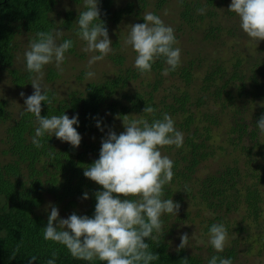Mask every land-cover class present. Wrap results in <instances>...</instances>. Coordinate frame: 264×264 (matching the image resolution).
Returning a JSON list of instances; mask_svg holds the SVG:
<instances>
[{
  "label": "trees",
  "instance_id": "trees-1",
  "mask_svg": "<svg viewBox=\"0 0 264 264\" xmlns=\"http://www.w3.org/2000/svg\"><path fill=\"white\" fill-rule=\"evenodd\" d=\"M220 1L226 2L182 0V24L196 28L208 21L203 39L222 45L227 30L220 25L216 11ZM97 2L99 19L108 34L125 18H141L148 8L147 0H131L125 7L117 6L116 0ZM168 2L157 0L155 12ZM73 3L82 7L65 9L58 17L60 0H0V71L7 72L16 87L27 86L35 75L26 68L16 67L21 36L31 41L39 31L63 29L70 35L63 36L62 41H73V47L66 54L76 55L75 39L79 38L76 21L79 12L86 9L84 0H73ZM200 8L205 9L203 14L198 12ZM174 35L178 41L175 32ZM115 46L119 48L118 43ZM109 58L118 68L115 76L88 83L84 90L71 91L66 97L47 89L49 97L54 96L52 104H41L42 117L62 113L69 118L78 115V125H74L82 137L78 147L62 142L54 134H45L41 138L43 147H35L32 143L38 126L35 116L25 110L14 116L9 102L0 98V124L5 126V136L0 140L3 144L0 150V264H29L31 256L37 257L31 264H47L53 251L58 253L55 264H106L98 259H74L65 246L44 240L43 228L50 213H45L43 206L50 197L69 216L73 213L94 216L95 193L103 188L86 178L84 170L99 159L101 143L95 138L101 134L100 128L114 119L123 121L126 115L130 120L146 117L149 122L162 118L163 113L172 117L176 130L183 134V145L161 148L174 162V176L164 186L163 198L178 202L180 209L190 200L200 212H210L212 217L205 227L207 234L214 223H223L227 230L231 229L226 218L242 209H245L244 219L259 222L263 217L264 134L256 122L264 115V50L255 56L235 52L228 62L214 59L204 72L199 88L193 91L195 94L190 87L203 69V59H180L177 69L167 75L162 73L168 65L158 59L150 72L141 75L134 66H126L123 55L113 54ZM59 77L50 67L48 81L54 82ZM168 83L172 85L167 86ZM146 105L156 109L154 117L143 113ZM251 107L253 112L248 115ZM229 110L233 114L229 117L226 145L239 153L233 163L199 177L201 166L218 155L212 144L214 130L221 125V114ZM85 193L88 199L83 198ZM172 215H162L163 235L158 242L145 238L150 250L160 257L151 264H184V259L188 260L187 264H208L213 255L231 258L237 264L238 250L232 246L225 247L221 253L212 247L206 254L191 253L187 248L178 252L171 237L176 225H169ZM183 218L189 220L190 214Z\"/></svg>",
  "mask_w": 264,
  "mask_h": 264
},
{
  "label": "clouds",
  "instance_id": "clouds-1",
  "mask_svg": "<svg viewBox=\"0 0 264 264\" xmlns=\"http://www.w3.org/2000/svg\"><path fill=\"white\" fill-rule=\"evenodd\" d=\"M84 7L86 10L79 12L76 21L77 35L86 44L84 52L99 53L89 59L88 67L91 68L112 51V42L107 28L99 19L97 0H84ZM204 11V8L198 9L201 14ZM228 11L239 17L240 28L247 37L256 42L264 40V0H231ZM143 20L144 23L130 25L124 41L136 53L134 67L143 75L151 71L156 60L163 59L168 67L162 74L175 71L180 64L181 49L174 47L178 43L174 29L152 12H145ZM61 35L62 31L59 30L39 31L24 53L26 70L35 74L31 78L34 91L24 100V110L36 118L38 126L32 143L37 148L43 147L41 138L45 134H54L74 148L80 145L82 139L74 127L78 125V115L72 118L64 113L41 116L42 102L49 106L54 98L49 97L48 90L41 83L43 68L55 61L56 68L62 73L65 53L73 47L72 40L58 43ZM85 75L92 78L95 73L87 71ZM20 95L24 97L23 92ZM143 113L154 117L156 109L146 105ZM127 117L123 118L125 130L119 135L109 130L101 141L99 159L85 167L84 176L103 188V191L95 193L94 216L90 218L73 213L66 219H60L58 208L49 205L51 211L47 226L43 228V239L65 246L74 259H98L106 264H151L160 257L150 250L145 238L158 242L163 235L162 215L177 216L179 212L178 202L163 198L164 186L174 176V162L167 155H162L161 148L173 145L182 147L183 134L176 130L174 120L168 113L151 122L146 117L131 120ZM256 124L264 134V115ZM97 127L100 128L99 123ZM100 130L103 131V128ZM83 198L88 199L87 193ZM208 237V243L215 252L224 251L228 243V230L223 223L212 224ZM180 240L178 252L188 247V234L181 235ZM15 255V252L12 253L13 258ZM57 256L58 253L53 251L47 264H55ZM36 259V256H31V261ZM182 261L184 264L188 262L187 259ZM208 264H233V261L213 255Z\"/></svg>",
  "mask_w": 264,
  "mask_h": 264
},
{
  "label": "rangeland",
  "instance_id": "rangeland-1",
  "mask_svg": "<svg viewBox=\"0 0 264 264\" xmlns=\"http://www.w3.org/2000/svg\"><path fill=\"white\" fill-rule=\"evenodd\" d=\"M130 1L131 0H116V4L119 7H125ZM147 1L148 8L142 12L141 18H135L133 16L125 18L118 26L112 28L111 33L109 34V39L112 42V51L103 60L97 61L93 64L91 68L88 67L89 59L92 55H98L99 53L84 52L83 48L86 46L85 42L80 38H76L77 53L76 55L65 53V59L61 64V68L63 69L62 73L56 68L55 61L44 66L41 83L45 89H53L57 91L59 96L66 97L71 91L84 90L88 83L104 81L115 76L118 72V68L109 58L113 54L123 55L126 58L127 67L134 66L136 53L132 50L131 46H126L124 41L128 36L130 25L145 22L143 20L145 12L158 14L165 25L171 26L174 29V32L178 36L177 47L181 49L180 59L182 61H189L192 59L205 60V63H203V69H201L199 74L196 75V79L190 87L191 92L194 90L197 91L204 72L214 59L228 62L235 52L237 54L240 53L255 56L261 49L264 50V40L256 42L247 37L240 28L239 17L235 13L228 11L231 0H226L225 4L220 1L219 7L216 9L220 17V25L227 30L222 45L215 42L209 43L203 39V32L208 27V21L206 24L203 23L196 28H191L182 24L180 20L182 0H169L159 12H155L157 0ZM60 3L61 4L58 6L56 12V16L58 17L59 13L62 14L65 9L67 10L71 7L77 9L82 7L73 3V0H60ZM58 30L62 31V35L58 40L59 43L62 42L63 36H69L70 34L63 29L59 28ZM228 31H231L232 33L228 34ZM18 42L19 51L16 57V67L19 69H25L26 61L24 53L28 50L30 41L27 37L21 36L18 39ZM115 43L119 44V48H116ZM50 67L54 68L56 73L60 76L54 82L48 81ZM87 71H92L95 75L92 78H86L85 74ZM171 85V83L167 84V86ZM137 86L140 87V84ZM33 91L34 89L31 83L25 87L18 88L12 83L7 72L0 71V98L9 102V109L14 116H18L20 112L24 111V100L27 96L31 95ZM21 92L24 93V97L20 95ZM231 112L232 111L229 110L228 113L221 114V125L214 130V139L212 140L213 147L217 150L218 155L201 166L198 173L199 177L214 173L223 165L233 163L235 157L239 153L233 147L226 145L229 134V117L231 118L230 115L233 114ZM252 112L253 108L251 107L247 113L248 115H251ZM109 130L114 131L119 135L125 130L123 127V121L114 119L109 122L103 127V131L95 139L101 143L102 139L107 136ZM4 134L5 126L0 124V140L4 138ZM2 147L3 144H0V150ZM221 147H225V149L222 150L220 149ZM161 152L162 155H167L166 152ZM83 203L85 204L86 201L83 200ZM49 205L55 206L54 200L50 197L47 198L43 206L45 213H50L51 207H49ZM55 207L58 208L60 219H66L69 217V212L64 211L61 206ZM187 213L190 214L189 220L183 218ZM243 216H245V209L230 214V217L226 218V221H228L232 227L228 230V243L225 247L232 246L238 250L237 264H264V215L259 222L244 219ZM211 217L212 215L210 212H200L199 207H196L190 200L186 201L181 209H179L177 216L172 215L169 219L170 226L176 225L174 227L173 235L171 236L174 246H179L181 243V235L187 233L189 236L188 247H186L187 250L191 253L206 254V251L211 245L208 243L209 237L205 232V227ZM178 219L181 221L179 220L178 222ZM239 228L242 229L239 230Z\"/></svg>",
  "mask_w": 264,
  "mask_h": 264
}]
</instances>
